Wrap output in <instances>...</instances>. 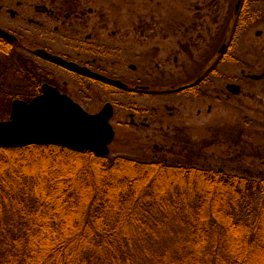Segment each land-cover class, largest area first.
Wrapping results in <instances>:
<instances>
[{"label": "trees", "instance_id": "trees-1", "mask_svg": "<svg viewBox=\"0 0 264 264\" xmlns=\"http://www.w3.org/2000/svg\"><path fill=\"white\" fill-rule=\"evenodd\" d=\"M61 156L73 172L19 166ZM108 159L1 148L0 264H264V177Z\"/></svg>", "mask_w": 264, "mask_h": 264}, {"label": "flooded vegetation", "instance_id": "flooded-vegetation-1", "mask_svg": "<svg viewBox=\"0 0 264 264\" xmlns=\"http://www.w3.org/2000/svg\"><path fill=\"white\" fill-rule=\"evenodd\" d=\"M191 1L190 10L184 9V0H175V24H168L163 11L149 9L128 32L120 30L123 25L110 32L104 0H0V123L10 121L15 103L31 104L48 90L91 114L110 104L115 116L114 97L126 92L142 101L128 110L132 129L141 133L166 120L163 108L174 115V107H151V100L176 96L184 102H223L235 95L228 86H239L241 92V84L225 70L236 61L232 50L244 48L247 55V48L255 49L260 55L255 63L263 62L264 0ZM115 6L113 13L134 16L118 2ZM187 14L190 26L184 24ZM241 63L246 65L241 79L258 75L264 80V70L250 74V63ZM121 65H128L127 74H120ZM215 78L228 81L225 88H217ZM161 151L154 146L155 159Z\"/></svg>", "mask_w": 264, "mask_h": 264}, {"label": "rangeland", "instance_id": "rangeland-1", "mask_svg": "<svg viewBox=\"0 0 264 264\" xmlns=\"http://www.w3.org/2000/svg\"><path fill=\"white\" fill-rule=\"evenodd\" d=\"M117 2L119 8L132 11L131 14L134 16H123L126 13H122L123 15L113 13ZM191 6V0H184V9L191 10ZM177 8L175 0H152V2L150 0H104L110 32L114 29L118 30L119 25L126 26L120 27V30L128 32V26L134 24L137 16L144 15L149 9H157L166 13L170 25L178 18ZM191 19L190 14L184 16V24L190 26ZM113 20H120V23L114 24ZM252 37L255 38V35L253 34ZM254 51L255 49L247 48L245 52L247 55H245L244 48L237 51L232 50V55H236V61L232 60L229 64L230 69L225 70L232 82L237 81L241 84L239 94H231L230 99L223 98L225 100L223 102L209 99L184 102L179 101L180 97L176 96H168L165 102L161 103L151 100V107L154 105L164 107V104H167L175 109L174 115L170 116L168 110L163 108L166 120L154 125L148 131L137 133L129 123L130 106L142 101L131 98L126 92L117 94L114 97L116 100L115 116L111 122L116 130V138L109 146L110 155L107 162L117 157L137 162L166 159L178 161L183 165L191 164L206 170L247 173L255 178L264 177V80L241 79V70L246 68L241 61L250 63L247 65L249 68H247V73L261 74L264 70V50L262 63H255L260 55ZM119 70L120 74H127L128 65L119 66ZM215 79L217 88H225L228 81ZM1 116L2 113H0ZM155 145L162 148L156 159L153 155ZM70 163L69 159L61 156L57 162L32 160L19 162V166H24L21 172H52L51 170L73 172ZM14 164L8 159L6 168L11 169ZM5 170L0 166V172ZM243 218L246 219V216L244 215Z\"/></svg>", "mask_w": 264, "mask_h": 264}, {"label": "water", "instance_id": "water-1", "mask_svg": "<svg viewBox=\"0 0 264 264\" xmlns=\"http://www.w3.org/2000/svg\"><path fill=\"white\" fill-rule=\"evenodd\" d=\"M99 78L117 87H126L120 81ZM251 79L258 81L261 77L253 75ZM228 89L233 94L240 92L236 85ZM113 117L114 109L110 104L101 112L90 114L71 99L48 90L31 104H14L10 121L0 123V149L53 145L79 152L90 151L98 158H106L115 139Z\"/></svg>", "mask_w": 264, "mask_h": 264}]
</instances>
